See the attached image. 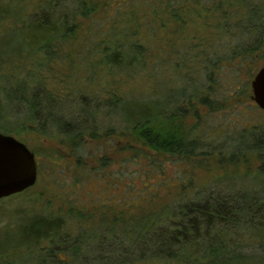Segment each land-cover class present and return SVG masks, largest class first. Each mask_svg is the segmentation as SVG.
I'll use <instances>...</instances> for the list:
<instances>
[{
	"label": "trees",
	"instance_id": "1",
	"mask_svg": "<svg viewBox=\"0 0 264 264\" xmlns=\"http://www.w3.org/2000/svg\"><path fill=\"white\" fill-rule=\"evenodd\" d=\"M19 2H0V22L14 21L13 27L0 37V68L18 65L21 71L18 76L2 78L0 132L20 139L35 129L44 137L59 138L78 155L77 167L83 168L80 151L85 133L98 139L104 129L113 135L115 127H105L97 121L96 108L100 104L80 109L79 96L71 107L62 106L46 83L31 81L51 59V46L75 30L71 20L76 12L70 17L72 13L66 5L46 1L26 22L17 9ZM75 7L80 16L97 14L101 19L80 43V59L90 73L96 72L97 66L104 71L156 66L162 58L165 36L172 37V25H209L218 28L222 36L241 37L249 46L239 51V57L249 58L264 47V0H118L116 4L103 5L100 11L93 0H80ZM12 30L16 32L10 34ZM236 54L234 51L231 60L237 59ZM24 59L30 60V67L22 66ZM200 94L184 85L174 93L167 92L164 100L112 96L105 107L108 113L121 117L120 136L126 138L127 149L133 150L132 158L141 154L152 157V152L192 160L199 151L204 154L215 148L201 137L190 138L176 125L186 117L184 104L209 102L208 95ZM26 145L36 155L39 184L45 177L44 164L39 154ZM230 148L235 153L233 157L237 153L255 155L261 162V172L249 181H240L238 186L224 183L187 193L178 201L128 220L119 213L111 221L102 215L101 221L95 223L92 214L80 212L74 217L80 231L73 236L64 218L34 214L19 224L15 235L3 240L5 246L14 249L5 252L2 264H25L32 259L36 264H58L65 255L67 264H263L264 131L242 135ZM55 153L51 156L65 159ZM152 162L161 174L166 173L158 159ZM101 164L104 167V159ZM145 174L148 176V172ZM48 246L51 248L46 249Z\"/></svg>",
	"mask_w": 264,
	"mask_h": 264
},
{
	"label": "rangeland",
	"instance_id": "2",
	"mask_svg": "<svg viewBox=\"0 0 264 264\" xmlns=\"http://www.w3.org/2000/svg\"><path fill=\"white\" fill-rule=\"evenodd\" d=\"M7 1L10 2L0 0L1 3ZM46 1L66 5L72 13L70 17L76 12L75 19L71 20L76 28L66 39L51 46V59L31 81L46 83L62 106L71 107L79 96L80 109L88 104L94 107L100 104L101 107L96 108L97 121L102 126L115 127L116 133L110 136L104 129L98 134L101 136L98 139H91L85 133L84 147L80 151L85 164L83 168L77 167L78 155L59 138L44 137L35 129L20 139L11 134L18 140L24 139L23 142L39 154L45 177L30 189L0 200V264L5 259V252L14 249L5 246L3 240L15 235L19 224L34 214L64 218L73 236L80 231V225L74 218L80 212L86 216L92 214V222L95 223L101 221L102 215L111 221L119 213L128 220L178 201L187 193L224 183L238 186L236 184L240 181H249L261 172V162L255 155L237 153L233 157L231 155L235 153H232L230 145L242 135L264 131V111L252 100L251 86L264 66V47L249 58L239 57V51L249 46L241 37L222 36L218 28L209 25L189 24L183 28L172 25V37L165 36L162 58L156 66L128 71H104L97 66L96 72L90 73L80 59V43L89 35L93 24L99 25L100 16H80L75 7L80 0H20L16 5L20 7L17 9L21 11L22 20L29 22L33 13L39 11ZM93 1L99 11L107 3L118 2ZM13 25L12 19L0 22V37ZM15 32L12 30L10 34ZM234 51L238 57L231 60ZM21 63L23 67L31 66L27 59ZM19 67L0 68V84L4 77L18 76L21 72ZM184 85L192 88V92H200V97L202 93L208 95L209 102L206 105L195 101L191 105L189 102L184 104L186 117L178 120L176 125L190 138L198 136L206 144L214 146L213 151H205L204 154L199 151L192 160L149 151L152 157L141 154L139 158H132L133 150L127 149L126 138L120 136L122 119L114 116V112L108 113L106 102L112 96L123 100H164L167 92L174 93ZM54 152L64 155L65 159L52 157ZM103 159L104 167L101 164ZM153 159H158L166 167L165 174H161ZM148 181L151 185H147ZM106 203L109 206L104 208ZM67 260L65 255V260L57 263L67 264ZM31 262L25 264H36L33 259ZM136 264L176 263L153 261Z\"/></svg>",
	"mask_w": 264,
	"mask_h": 264
},
{
	"label": "water",
	"instance_id": "3",
	"mask_svg": "<svg viewBox=\"0 0 264 264\" xmlns=\"http://www.w3.org/2000/svg\"><path fill=\"white\" fill-rule=\"evenodd\" d=\"M252 100L264 111V66L252 81ZM38 180L36 155L12 135L0 132V200L20 194Z\"/></svg>",
	"mask_w": 264,
	"mask_h": 264
}]
</instances>
